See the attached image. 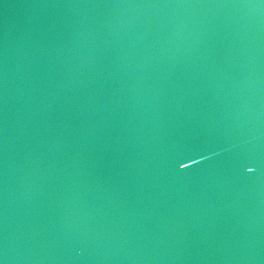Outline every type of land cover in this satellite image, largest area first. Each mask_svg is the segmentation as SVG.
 Segmentation results:
<instances>
[{"label":"water","instance_id":"95a60500","mask_svg":"<svg viewBox=\"0 0 264 264\" xmlns=\"http://www.w3.org/2000/svg\"><path fill=\"white\" fill-rule=\"evenodd\" d=\"M0 264H264V0H0Z\"/></svg>","mask_w":264,"mask_h":264}]
</instances>
